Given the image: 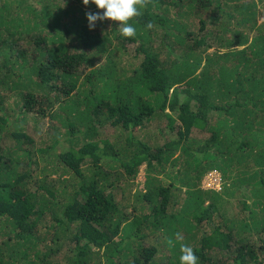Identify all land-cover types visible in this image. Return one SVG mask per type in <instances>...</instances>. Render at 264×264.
<instances>
[{
  "label": "trees",
  "instance_id": "1",
  "mask_svg": "<svg viewBox=\"0 0 264 264\" xmlns=\"http://www.w3.org/2000/svg\"><path fill=\"white\" fill-rule=\"evenodd\" d=\"M97 11L0 0V264H264V0Z\"/></svg>",
  "mask_w": 264,
  "mask_h": 264
},
{
  "label": "clouds",
  "instance_id": "2",
  "mask_svg": "<svg viewBox=\"0 0 264 264\" xmlns=\"http://www.w3.org/2000/svg\"><path fill=\"white\" fill-rule=\"evenodd\" d=\"M81 2L85 6L93 4L98 10H104L86 13L90 29H94L97 22L111 20L119 22V31L123 37H135L136 28L129 21L140 15L139 8L143 7L144 0H81ZM147 27L151 28L152 25L148 24ZM180 251V264H198V257L192 247L181 245Z\"/></svg>",
  "mask_w": 264,
  "mask_h": 264
},
{
  "label": "rangeland",
  "instance_id": "3",
  "mask_svg": "<svg viewBox=\"0 0 264 264\" xmlns=\"http://www.w3.org/2000/svg\"><path fill=\"white\" fill-rule=\"evenodd\" d=\"M264 21V20H263ZM260 22V21H259ZM260 24V23H259ZM16 96V95H15ZM15 96H13V97H10L8 100V102H6L5 103V109H9V108H12V109H15V107H16V103H17V101H18V99H16L15 98ZM15 106V107H14ZM16 113H15V111L13 110V111H10V115L12 116V115H15ZM12 120V119H11ZM40 125V126H44V129H45V126H46V121L44 120V122H43V120H41V121H39V122H32V121H29V123H27V125L28 126H30V124H32V125ZM41 123V124H40ZM42 123H44L45 125H42ZM43 129V130H44ZM41 131H42V129H41ZM199 132V130H194V133L195 134H197ZM101 135H103L102 134V132H101ZM111 136H114V134H112ZM141 136L144 138V139H146V141H149V142H151V143H154L153 142V140H155V138L153 139V137H156V133H155V131H151V134H146V133H144V132H142L141 133ZM160 137V136H159ZM159 141L160 140H162L161 139V137L158 139ZM34 141H36L37 143H39V142H41L40 140H38L37 138L34 140ZM217 174L216 173H214L211 177H206L205 179H204V181H203V186L204 187H208V188H210V187H218V178H217ZM63 178L64 179H69L70 178V176L69 175H66V176H63ZM145 180H146V168H145V165H141L140 166V168H139V172H138V174H137V177H136V183H137V188H135V190L136 189H138L139 191H142L143 189H144V183H145ZM226 199V198H225ZM234 205H235V202L233 201V200H230V201H228V202H226V203H224V204H221V207H220V209H221V211H223V212H228L227 214H228V216H233V208H234Z\"/></svg>",
  "mask_w": 264,
  "mask_h": 264
},
{
  "label": "built area",
  "instance_id": "4",
  "mask_svg": "<svg viewBox=\"0 0 264 264\" xmlns=\"http://www.w3.org/2000/svg\"><path fill=\"white\" fill-rule=\"evenodd\" d=\"M213 174H209L208 177H211Z\"/></svg>",
  "mask_w": 264,
  "mask_h": 264
}]
</instances>
